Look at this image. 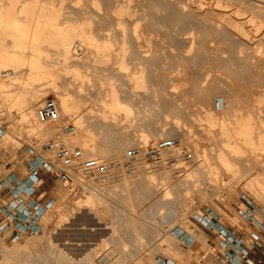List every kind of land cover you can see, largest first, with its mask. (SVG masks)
Segmentation results:
<instances>
[{
  "label": "rangeland",
  "instance_id": "rangeland-1",
  "mask_svg": "<svg viewBox=\"0 0 264 264\" xmlns=\"http://www.w3.org/2000/svg\"><path fill=\"white\" fill-rule=\"evenodd\" d=\"M5 1L6 0H0V3L2 2V4L5 5L7 4L8 0L6 1V3ZM24 1L22 2L24 3ZM26 1L28 2V0ZM26 1L25 3H27ZM56 1L58 4L56 3ZM65 1L66 0H54L55 3H53V0H43L41 3L42 5H44L43 3H46L47 6L49 5V3L53 5L55 4V7H59H56V9L57 11L60 10V15H62V12L66 11L65 14L61 16L62 18L59 17L61 19V22L69 21L70 23L67 22L68 24L79 25V23L82 24V22L84 23V21H86V24H92H89V28L87 27V29L85 30L94 36L93 38L95 39L97 44L102 43V41L104 40L108 42L110 48L106 52L96 51L93 49L86 50L84 47L76 43V46L79 47L82 51V54L79 56V58L83 56L81 57V59L83 60L80 61H89L91 64L86 62L87 65L84 68L83 66H85V64H82L83 62L81 63V66L79 65L80 61L71 60L75 62L74 67L79 65L77 67V70L79 69L78 75H80V77L82 78H80L79 76L76 77L74 74H72L70 68H67L69 69V71L67 70V72L64 71L65 69H63V66L61 65L52 68V72L54 74L57 73L58 75L57 84L59 85H57V90L55 91H53L52 89L50 90V88L52 87L48 88L49 85L47 84L43 86L40 83H38L39 85L33 83V89L37 90L38 88H42L40 90H43L45 93H43L44 98L42 99L37 111L46 99H52L58 105L56 101L58 93L61 94L62 92L63 94L64 91L65 94H68L71 91L69 95L73 96V98L76 99L79 105L78 107L81 110L78 111H80L81 117L84 121V125L89 126L96 132V152L99 154H104V157H102V161L120 159L127 149L134 146H143L144 148L151 146L155 142L160 140L158 138H154L158 135L165 136L164 139L176 138L179 140V145L176 148L172 149L174 151L170 150L162 154L161 158L164 157L167 160V163H165V165L163 162L159 165L150 161L143 160L141 165H144L145 163L146 165H149L148 169H146L145 171L144 169H138V166H136L135 174L133 176L123 177L121 179L119 178V180L115 184H111L109 182L106 185L100 184L99 186H91V188L86 190L88 192L90 191L91 193H93L92 195H94L90 197L89 203L81 201L73 202L74 199L78 200L81 198L80 195L82 194V192L79 194H75L74 192H72L68 196V205L65 208V217L62 222H60L57 226H52V224H47L49 220H44L45 233L43 232V234H40L41 236L38 235L39 237L34 236L35 238H25L23 241H20L19 245H21V251H24L26 248H28L26 249L27 251L25 250V252H23L25 255H27L25 257V255L23 256L21 252V260H18L14 263L79 264L81 263V259H84L86 264H98V262L102 264H147L148 262L150 264H154V260L156 257L169 258L163 255L158 250V244L161 238L165 239L173 247V249L179 253L181 258L189 256L190 253L195 256L194 253L196 252L199 257L196 256V260H192L191 264H218L215 261V243L212 242V238L206 230L207 227L200 220L201 207H210L220 217L224 225H227V227L233 228L240 233H245L250 227L237 216L238 209H242V206L238 202L239 194L245 193L252 206L254 208H257V210L263 214L264 202L255 199L250 193H248V191L244 187L246 183L245 179L247 177H255V170L244 173V171H247L248 168L239 161L236 163H230V166L226 169H223L220 163V166L217 164V160L215 158L216 156L213 154H216V152L220 151L225 152L226 154L227 149L223 151L224 149L222 147V149L220 150L222 142L218 140L217 136L215 139L214 136L216 134L205 133L206 131L204 130L208 129V126L205 127L206 123L204 120V115L208 112L207 110H211L210 115L212 117V123L215 124V129L219 128L218 125H220L221 123L228 127L237 129L239 126H242L244 124L243 120L249 119L251 124L253 142L257 144V135L264 137V65H262L264 64V5L259 3L258 6H260V4L262 6L258 7L256 6L257 2L255 3L254 1V3H251V1L253 2V0H233L234 2H232V0H193L192 3L195 5H191L190 2L187 3L188 0H117L119 2H117L116 0H92V2L91 0H79L78 2L76 0ZM86 1H89L90 3ZM96 1H98V3H96ZM215 1L216 3L217 1L218 3L221 2L224 7L226 6L225 9L227 10L228 8L227 13H230V15L232 14L234 16L239 12V14L241 15V21L240 18H238V15L234 17L231 16L229 18V21H231V23L228 20L226 21V23L228 22L234 25L236 22L238 23L240 21V23H242L243 30L247 33V38L249 37V39L243 38L242 35L241 37L238 36L239 33L236 34V30L234 29L233 31L230 24H228V26L225 23H222L218 26V24H215V22H212L210 19V21L207 20L209 18L207 10L214 7ZM239 1L244 5H242V3H239ZM259 1L264 2V0ZM19 2L21 3V0ZM114 2L116 3L114 4ZM199 2L202 4V6L204 5L205 7H203L204 9L202 8L203 18L201 16H197L196 12L194 13V10L196 9ZM124 4L126 7L124 6ZM207 4H210V7H208ZM96 5H98L100 8ZM109 6H111L112 8L115 6V9H112ZM103 7L106 9V11H104L105 9H103ZM224 7H222L221 9H224ZM255 7L261 9L259 10L257 8V11ZM95 8L98 13H96V11L94 10ZM98 8L100 10V13ZM109 8L112 10V13L114 11H118L119 9H124V11H122L123 15H121L122 13L120 14L121 16L116 15L114 14L115 12L113 14H111L110 12L109 14V11H111ZM246 8H248V10ZM75 10L76 12H78L79 10L78 15ZM235 10L237 11L236 13ZM125 11H127V13H125ZM219 11V9L215 10L214 19L216 16H220ZM254 11L256 12L254 13ZM71 12L75 13L73 16L76 19L71 16L73 14ZM87 12H93V14H88ZM105 12L108 14V17H106L107 14ZM257 12L260 13L256 15ZM242 13L243 15H245V17L242 15ZM99 14H102V16H99ZM126 14L127 16L129 15V20ZM204 15L207 16V18ZM117 16L118 18H116ZM84 17V21L83 19H79ZM249 17H252L251 19L255 20L258 19L257 21H259L260 24V26L258 25V29H256V23H258L257 21H254V26L252 23V25L250 23L248 24ZM201 19L203 20L201 21ZM115 20H118L117 22L119 25L117 24V22H115ZM216 20H218V17ZM110 23H113L114 26ZM99 25L101 27V31L104 29L102 32L98 31L100 29ZM117 25L119 26V29ZM135 25H138V27ZM96 26H98L99 29L96 28ZM208 26L210 27L209 29ZM248 27L250 30L248 29ZM140 30L142 31L140 32L141 34L139 33ZM187 32H190L193 35H188ZM225 32L227 33V35ZM143 33H145L146 35H142ZM213 33H215V36ZM229 34L235 35V37L232 35L230 36ZM144 36L146 37L144 38ZM189 36H191V38H189ZM221 36L223 37L222 40ZM216 38L218 39V41ZM228 38L229 40H227ZM237 39L239 40L237 41ZM147 40L149 43H147ZM191 41L194 43H192ZM145 42L148 46H145ZM225 42L228 43L225 44ZM210 44H213L211 45L212 47L210 46ZM220 44H222L223 47ZM46 46L44 47L48 48V46ZM188 46L189 49L187 51ZM214 47L217 50H215ZM241 47L244 49L242 50ZM210 48L213 49L210 50ZM50 49L51 50L49 51H51L52 53H49L48 49H45L48 52H42L44 56H46V54L48 53L47 58H50L53 55V52H55V50L53 51L51 47ZM184 50H186L188 53ZM193 50L194 52H192ZM258 50L260 52H258ZM50 54L52 55L50 56ZM103 55L109 56V62H107L106 65L102 64ZM54 56L58 57V55L56 54ZM54 56H52L51 58L56 59V57L54 58ZM121 58H124L123 62L126 66V72H118L117 70V66L119 64L118 62H120ZM189 58L192 59L190 60ZM181 59L183 61L184 59L187 60L183 62ZM137 60L141 61L139 62ZM189 61H193L191 63L193 66L189 64ZM182 62L184 65L182 64ZM185 63H188L191 66ZM108 64L109 67L105 68L108 66ZM156 64H158L160 67H158V65ZM171 64L174 66H171ZM175 64L177 67L178 64H180L179 67L182 65L181 69L189 66L186 69L184 68L188 73H185L187 74L185 76H188L189 72L193 70L192 72H194V76L192 75V72H190V77H200L196 80H194V78L192 77L193 79L191 78L192 80L190 81V78L188 76L189 80H186L184 82L182 81L185 85L187 83H190L187 84V86H184V84L178 80L173 81L172 83L170 82L172 85H174L175 83L176 88L179 87L178 89H180V91H177L178 93L172 90L175 95L181 94L182 96H187H185V98L183 97L184 99L180 102H171L168 106L164 101L165 95L167 94L166 91L168 90L167 88L169 87H165V89L164 86L167 84L168 86L170 85L169 81L166 82V84L165 81H167V79L169 80V78H174L171 75L177 76V72L180 68L177 70V72H175ZM69 65L71 66V64ZM140 65L141 67H138ZM256 66L258 68H260V66L261 68H263L257 69ZM190 67H193V69ZM166 68L167 71H165ZM188 68H190V70H188ZM169 69L172 71L170 73V77L168 78V72H170ZM198 69H203L201 70V74L203 72L206 73H204L202 76L200 72H197ZM153 70H155L156 72ZM160 70L162 72L165 71V76H156L155 74V77H165V80L162 79L165 84H163L164 86H158L157 82H153L155 78L154 73H162L160 72ZM183 72L186 71L183 70ZM259 72L263 75L261 74L260 76ZM4 74L6 73H3V75ZM196 74L198 75L195 76ZM178 76L177 77L179 78V80H181L180 75ZM74 77L78 79L76 80V78ZM130 77H141L142 84H144L142 85L143 87L131 90L130 86H132V83L130 84ZM73 79L75 80L73 81ZM155 79L157 81V78ZM200 80H202V83ZM127 81L129 82L127 83ZM179 83H182L181 87L183 88H180V85L177 86V84ZM70 85L72 87H70ZM111 89H115L120 95L131 93L130 95L133 96L132 103H130L132 106L129 107L130 114L126 117L120 114L116 125L112 123V119L103 120V116L100 115L102 111H104V103L107 100L105 94ZM122 91H124L125 93H122ZM171 93L172 92H170V95ZM175 95L172 97H176ZM217 98L222 99V111L226 113L225 115H220L221 111L219 112V110L215 109L214 102ZM61 118L62 116L60 115V119ZM62 122H64V124L68 123L66 121ZM238 123L241 124L239 125ZM68 124L73 126L71 123ZM44 125L46 129H52L55 134L52 137L47 138L45 141L42 140L43 142H36L32 138L27 139L26 134L23 133V131H19L17 134H15L16 141L12 146L7 145L6 143H4L6 141L1 140L0 148L3 149V158L5 159V164H8L9 167L12 168L17 169V166H19V168L22 167L23 169L24 166L21 165V161L26 157L24 154V148H26L27 146H30L40 152L41 147H43V145L49 141H55L58 139L62 140L64 138L68 140L66 136L63 137L64 135L61 136V134H59L60 128L58 125H50V123H45ZM52 125L58 128L55 129L56 127H53ZM0 127L3 128L5 134H8L9 124L4 119V117L0 118ZM58 129L59 132H57ZM143 135L147 136L146 140L149 141L148 143H146V145L145 141L140 138ZM202 135H204V137ZM208 136L209 138H207ZM214 140L218 142H215ZM201 141L203 142V144L201 143ZM199 145H204L205 150L207 147H209V149L207 148V150H210L211 153L210 151L207 152V150L205 151V153L207 154L210 162H215L213 163V165H215V169H220L216 182L212 181V178L208 177L207 174H205L203 171H199L197 169V164L199 163H197L198 160L196 157L197 155L195 147ZM72 147L80 148L78 146ZM213 149H217L218 151L216 150L215 152V150ZM80 150L82 151L81 148ZM248 150L250 149L248 148ZM181 151L189 154L190 158H183ZM173 152L176 153L175 155L178 154V156H175ZM245 154L246 156L249 155L248 152ZM228 155L229 154L227 153L225 157H227ZM213 156H215V159L211 161ZM229 158L227 157V159ZM0 170L3 174H5V169L3 168V166H1ZM160 170H167L166 173H168L169 177H167V174H165V172L164 174L162 171L160 172ZM177 170L179 172H177ZM155 171L160 175L162 173L161 177L164 175L163 180L165 179V176L167 177L166 179L170 178V184L176 182L178 183V185L175 187L169 185L171 186L169 187L171 195L166 200H162L160 198L161 193L160 191H157L158 186L156 188L154 187V185H152L151 187H147L145 185V181L147 182V175L152 173L155 176ZM174 172L177 173L175 174ZM242 173H244L245 175ZM178 174L182 176L178 177ZM220 174L221 177L219 176ZM242 175L244 177L246 175L248 176L243 179ZM158 177L156 176L157 179L160 178ZM160 179L161 181H163L162 178ZM112 185L114 186L111 187ZM228 185H231L230 187H232L233 189H235L234 191H236L235 196L233 195L234 197H232L233 199H226L225 197L224 192ZM66 189L67 187H62L57 184L43 188L42 192L49 193V191H51L50 193L53 197H55L57 205H60L61 200L58 198V193H61ZM147 190H150V192H148ZM217 201H224L226 207L229 208L231 215L222 216L220 213H218L214 206L215 202ZM170 214L174 216V220L172 221V223H170L169 226H164L163 223H165L167 219L169 220V217L171 218ZM260 221L264 223V215ZM185 226H188V228L192 229L194 234L201 233L202 235H204V245L206 246H200V243L196 241L193 246H195L197 250L195 252H191L190 248L181 246L180 244L175 242L172 237L169 236V231L172 230V228L179 227L182 228V230H185ZM164 233L165 236H163ZM36 237L38 238L36 239ZM28 239H32V241L28 242ZM32 242H34L35 244H33ZM1 243L7 249H11L13 246V244L11 243H4L0 240V244ZM31 243L33 246L30 245ZM27 244L28 246H26ZM209 246H211L214 250L213 254H210L209 250L207 249ZM24 247L26 248L24 249ZM23 257H25L26 259H24ZM143 260H146L148 262L146 263V261L144 262ZM172 261L174 264H186L181 260Z\"/></svg>",
  "mask_w": 264,
  "mask_h": 264
},
{
  "label": "bare ground",
  "instance_id": "bare-ground-1",
  "mask_svg": "<svg viewBox=\"0 0 264 264\" xmlns=\"http://www.w3.org/2000/svg\"><path fill=\"white\" fill-rule=\"evenodd\" d=\"M2 1V0H1ZM7 1V0H6ZM5 1V3H6ZM20 0H8L7 4H2V2L0 3V118L1 117H4V119L8 122L9 124V128H8V134H3L1 140H4L6 142L7 145H14L15 143V134H17L19 131H23V133L26 134V138L27 139H34L36 142L38 141H45L47 138L49 137H52L55 132L52 130V129H46L44 126V121H42L40 118H39V115H38V107L42 101V99L44 98V91L43 90H40L42 88H38L37 90L33 89L32 87H34L33 83H40L42 84L43 86L44 85H49V87H52L50 88V90L52 89L53 91L57 90V80H58V75L57 73H53L52 72V68L54 67H57V66H63V69H65L64 71L67 72V70L69 71V69L67 68H70V71L72 72V74H74L76 77H80L79 72L77 70V67L79 65H81V63L83 61H80V60H83L81 59V56L79 58V55L76 54V50H74V47L76 46V43H78L80 46L84 47L86 50H96V51H101V52H106L109 50L110 46L108 44L107 41H102V43L100 44H97L95 39L93 38L94 36L91 35L88 31H86L85 29H87V27L89 28V24L88 21L86 24V21H84L85 17L84 18H79V19H83L84 23L82 22V24L79 23V25H75V24H68L67 22H61L60 18L63 14H65V12H62V15H60V10L57 11L56 7L53 5V4H50L47 6L46 3H43L44 5H42V1L40 2L39 0H28L27 3H25L24 0H21V3L19 2ZM24 1V3L22 2ZM60 1V0H59ZM67 1V0H66ZM65 1V2H66ZM77 2L79 0H76ZM90 1V0H89ZM89 1H86V2H89ZM95 1V0H94ZM114 1V0H113ZM112 1V2H113ZM117 1V0H116ZM187 1V0H186ZM193 0H188V2L191 3V5H195L192 3ZM201 1V0H200ZM212 1V0H210ZM220 1V0H219ZM225 1V0H224ZM230 1V0H229ZM238 1V0H237ZM240 1H243V0H240ZM239 3H242L240 2ZM251 1V0H250ZM255 3L257 2V5H259V3H261L262 5H264V2L263 1H257V0H253V2L251 1V3ZM51 2V1H50ZM92 2V0H91ZM110 2V1H109ZM119 2V1H117ZM232 2H234L232 0ZM231 2V3H232ZM20 3V4H19ZM52 3V2H51ZM53 3L54 0H53ZM57 3V1H56ZM64 3V1H63ZM90 3V2H89ZM96 3H98V1H96ZM116 2H114L115 4ZM186 3V4H187ZM195 3V1H194ZM210 3V2H209ZM225 3V2H224ZM229 3V2H228ZM236 3V1H235ZM234 3V4H235ZM20 6H19V5ZM23 4V5H21ZM58 4V3H57ZM61 4V3H60ZM76 4V3H75ZM86 4V3H85ZM92 4V3H91ZM104 4V3H103ZM107 4V3H106ZM120 4V3H119ZM214 7L211 8V9H208L207 7V11H208V14L207 16L209 17L207 20L208 21H212V22H215V24H230L231 21H229L230 17L233 16L232 14L230 15V13H227V10L225 9V7L221 4V2L214 3ZM221 4V5H220ZM226 4V3H225ZM248 4V3H247ZM260 4V6H262ZM78 5V4H77ZM94 5V4H93ZM121 5V4H120ZM119 5V7H120ZM188 5V4H187ZM208 7H210V4H207ZM229 5V4H228ZM227 5V6H228ZM242 5H244L242 3ZM255 5V4H254ZM60 6V5H59ZM76 6V5H75ZM86 6V5H85ZM98 6V5H96ZM94 6V7H96ZM100 6V4H99ZM98 6V7H99ZM106 6V5H105ZM125 6V4H124ZM206 6V5H205ZM224 7V9H221L222 7ZM238 6V5H237ZM240 6V5H239ZM258 6V7H260ZM55 7V8H54ZM69 7V6H68ZM88 7V6H87ZM93 7V8H94ZM108 7V6H107ZM111 7V6H109ZM115 7V6H114ZM113 7V8H114ZM122 7V6H121ZM126 7V6H125ZM130 7V6H129ZM187 7V6H186ZM204 5L202 6V4L199 2L196 9L194 10V13L196 12V15L197 16H201L202 17V10L205 8H203ZM229 7V6H228ZM234 7V6H233ZM250 7V6H249ZM257 7V8H258ZM59 8V7H57ZM65 8V7H64ZM74 8V7H73ZM77 8V7H76ZM86 8V7H85ZM100 8V7H99ZM98 8V10H99ZM112 8V7H111ZM112 8V9H113ZM123 8V7H122ZM185 8V7H184ZM203 8V9H202ZM238 8V7H237ZM236 8V9H237ZM256 8V7H255ZM256 8V10H257ZM69 9V8H68ZM84 9V8H83ZM90 9V8H89ZM87 9V10H89ZM92 9V8H91ZM103 9H105L103 7ZM110 9V8H109ZM115 9V8H114ZM127 9V8H126ZM220 10L219 13H220V16H216L215 19H214V16H215V10ZM232 9V8H230ZM248 10V8H246ZM253 9V8H252ZM259 10L261 8H258ZM63 10V9H62ZM61 10V11H62ZM80 10V9H79ZM78 10V12H79ZM82 10V9H81ZM96 11V8L94 9ZM93 10V11H94ZM102 10V9H101ZM111 10V9H110ZM234 10V9H233ZM241 10V9H240ZM70 11V10H68ZM83 11V10H82ZM81 11V12H82ZM103 11V10H102ZM106 11V9L104 10ZM109 11V10H108ZM122 11H124V9H119L118 11H114L113 13L116 14V15H120L122 13ZM206 11V12H207ZM239 11V10H238ZM253 11V10H252ZM258 11V10H257ZM74 12V11H73ZM71 12V13H73ZM76 12V10H75ZM78 12L77 15H78ZM80 12V13H81ZM84 12V11H83ZM113 14L112 13V10L109 11V14ZM237 11L235 10V13ZM244 12V10H243ZM256 11H254L255 13ZM85 13V12H84ZM88 13V12H87ZM93 14V12H91ZM90 12L88 14H91ZM96 13H98V11H96ZM99 13H100V10H99ZM106 13V12H105ZM125 13H127V11H125ZM124 13V14H125ZM218 13V12H217ZM216 13V14H217ZM234 13V12H233ZM234 13V14H235ZM260 13V12H257L256 15ZM75 13H73L71 16H73ZM107 14V13H106ZM129 14V13H128ZM76 15V17H77ZM87 15V14H86ZM123 15V13L121 14ZM120 15V16H121ZM131 15V13H130ZM218 15V14H217ZM238 18H240V21H241V15L238 13H236V15L234 16H238ZM243 15V13H242ZM69 16V15H68ZM84 16V15H83ZM99 16H102V14ZM115 16V15H113ZM127 16V14H126ZM134 16V15H133ZM205 16V15H204ZM207 16H205L207 18ZM233 16V17H234ZM245 17V15H243ZM260 16V15H258ZM67 17V16H66ZM79 17V16H78ZM81 17V16H80ZM105 17V16H104ZM108 17V14L107 16ZM125 17V16H124ZM204 17V18H205ZM218 17V20H216ZM62 18V17H61ZM69 18V17H68ZM72 18V17H70ZM74 18V16H73ZM96 18V17H95ZM101 18V17H100ZM118 18V16L116 17ZM121 18V17H119ZM128 20L130 19L129 18V15L127 16ZM203 18V17H202ZM252 18V17H251ZM249 17V20H248V24L252 23L253 26H254V23L258 20H255V19H251ZM255 18V17H254ZM64 19V18H63ZM76 19V18H74ZM89 19V18H88ZM94 19V18H93ZM113 19V18H111ZM110 19V20H111ZM198 19V17H197ZM210 19V20H209ZM214 19V20H213ZM226 19V20H225ZM67 20H71V19H67ZM109 20V19H108ZM126 20V19H125ZM203 19H201L202 21ZM229 21L230 23H226V21ZM65 21V20H64ZM74 21V20H73ZM91 21V20H90ZM89 21V22H90ZM118 21V20H117ZM115 20V22H117ZM240 21L237 23H235L234 25L230 24V26L232 27V30L234 31V29L236 30V34L239 33L238 36L241 37V35L243 36V38H247V33L243 30V26H242V23H240ZM247 21V20H245ZM255 21V22H254ZM75 22V21H74ZM73 22V23H74ZM78 22V21H77ZM76 22V23H77ZM112 22V21H111ZM122 22V21H121ZM119 22V23H121ZM140 22V21H139ZM233 22V21H232ZM258 23L257 24V28L260 26L259 24V21H257ZM70 23V22H69ZM72 23V21H71ZM99 23V22H98ZM205 23V22H204ZM208 23V22H207ZM261 23V22H260ZM94 24V23H93ZM96 24V23H95ZM102 24V23H101ZM111 24V23H110ZM118 24V22H117ZM209 24V23H208ZM214 24V23H213ZM251 24V25H252ZM262 24V23H261ZM92 25V24H90ZM113 25V23L111 24ZM119 25V24H118ZM117 25V26H118ZM140 25V24H139ZM225 25V26H226ZM247 25V24H246ZM259 25V26H258ZM114 26V25H113ZM138 27V25H135ZM211 26V25H210ZM213 26V25H212ZM223 26V25H222ZM229 26V25H228ZM100 27V25H99ZM190 27V26H189ZM217 27V25H216ZM230 27V28H231ZM96 28H98V26H96ZM210 27L208 26V29ZM219 28V27H218ZM221 28V27H220ZM227 28V27H226ZM229 28V27H228ZM99 29V28H98ZM118 29H119V26H118ZM207 29V28H206ZM224 29V27H223ZM249 29V27H248ZM253 29V27H252ZM255 29V30H256ZM104 30V29H103ZM102 30V31H103ZM144 30V28H143ZM250 30V29H249ZM98 31H101V27ZM101 31V32H102ZM106 31V30H105ZM123 31V30H122ZM136 31V30H135ZM216 31V30H215ZM213 31V32H215ZM219 31V29H218ZM217 31V32H218ZM247 31V30H246ZM100 32V33H101ZM142 32L141 30L139 31V33ZM222 32V31H220ZM251 32V31H250ZM258 32V31H257ZM106 33V32H105ZM188 33V32H187ZM226 33V32H225ZM224 33V34H225ZM230 33V32H229ZM249 33V32H248ZM255 33V32H254ZM108 34V33H107ZM141 34V33H140ZM145 33H143L142 35H144ZM191 34L190 32L188 33V35ZM214 36H215V33H213ZM257 34V33H256ZM137 35V34H136ZM146 35V34H145ZM193 34H191L192 36ZM195 35V34H194ZM218 35V34H217ZM221 35V34H220ZM219 35V36H220ZM227 35V33H226ZM230 36L232 34H229ZM105 36V34H104ZM109 36V35H108ZM135 36V35H134ZM141 36V35H140ZM139 36V37H140ZM150 36V35H149ZM187 36V34H186ZM191 36H189V38H191ZM218 36V37H219ZM224 36V35H223ZM235 37V35H232ZM236 36V37H238ZM146 36H144L145 38ZM222 37V36H221ZM142 38V37H141ZM143 38V39H144ZM140 39V38H138ZM151 39V38H149ZM196 39V38H195ZM217 39V38H216ZM223 39V37L221 38V40ZM226 39V38H225ZM233 39V37H232ZM249 39V37L247 38ZM253 39V38H252ZM146 40V39H145ZM144 40V41H145ZM193 40V39H192ZM220 40V39H219ZM229 40V38L227 39ZM239 39H237L238 41ZM257 40V39H256ZM136 41V40H135ZM143 41V40H141ZM152 41V40H150ZM189 41V40H188ZM194 41V40H193ZM210 41V40H209ZM218 41V39H217ZM247 41V40H246ZM140 42V41H139ZM192 42V41H191ZM214 42V41H213ZM222 42V41H221ZM231 42V41H230ZM144 43V42H143ZM147 43L148 40H147ZM151 43V42H150ZM189 43V42H188ZM187 43V44H188ZM194 43V42H192ZM212 43V42H211ZM218 43V42H217ZM224 43V42H223ZM228 43V42H225V44ZM232 43V42H231ZM146 44V42H145ZM144 44V45H145ZM242 44V43H240ZM251 44V43H250ZM48 46V48H45L44 46ZM143 45V46H144ZM190 45V44H189ZM192 45V44H191ZM213 45V44H210V46ZM219 45V44H217ZM216 45V46H217ZM222 46V44H220ZM229 45V44H227ZM246 45V44H245ZM46 46V47H47ZM140 46V45H139ZM145 46H148L147 44ZM151 46V44H150ZM185 46V45H184ZM194 46V44H193ZM208 46V45H206ZM219 46V47H221ZM225 46V45H224ZM44 47V49H43ZM50 47L52 48V50L55 52H53V55L50 54V56H54L55 54L58 55V57L54 56V58L56 57V59H53V58H47V54L46 56H44V54L42 52H48L50 49ZM212 47V46H211ZM223 47V46H222ZM143 48V47H141ZM184 48V47H183ZM194 48V47H193ZM218 48V47H217ZM225 48V47H224ZM242 48V47H241ZM239 48V49H241ZM254 48V47H253ZM48 49V51L46 50ZM189 49V46L187 48V51ZM191 49V47H190ZM213 49V48H210V50ZM215 50H217L215 47H214ZM238 49V50H239ZM244 48H242L243 50ZM256 49V48H255ZM45 50V51H43ZM209 50V49H208ZM253 50V49H252ZM186 51V50H184ZM183 51V52H184ZM186 51V52H187ZM219 51V50H218ZM51 51H49L50 53ZM82 52V51H81ZM194 52V50L192 51ZM210 52V51H209ZM213 52V50H212ZM216 52V51H214ZM254 52V51H253ZM258 52H260L258 50ZM52 53V52H51ZM185 53V52H184ZM183 53V55H184ZM188 53V52H187ZM211 53V52H210ZM240 53V52H239ZM43 54V55H42ZM192 54V53H191ZM254 54V53H252ZM194 55V54H193ZM256 55V54H255ZM123 57V55H122ZM190 57V56H189ZM143 58V57H142ZM182 58V57H181ZM185 58V57H184ZM53 59V60H52ZM109 59V56L108 55H103L102 57V64H107V62ZM124 59V58H123ZM123 59L121 58L120 59V62H118V66H117V70L118 72H124L126 69H125V63L123 62ZM136 59V58H135ZM190 59V58H189ZM192 59V58H191ZM190 59V60H191ZM71 60H77V61H80L79 65L74 67V64L75 62L71 61ZM86 60V59H85ZM177 60V59H176ZM182 60V59H181ZM187 60V59H184V61ZM260 60V58H259ZM258 60V61H259ZM76 61V62H77ZM119 61V60H118ZM139 61V60H137ZM135 61V62H137ZM141 61V60H140ZM139 61V62H140ZM167 61V60H166ZM183 61V60H182ZM183 61V62H184ZM209 61V60H208ZM254 61V60H253ZM72 62V63H71ZM85 62V61H84ZM82 63V64H85V66H83L84 68L86 67L87 63H90L89 61H86L85 63ZM92 62V61H91ZM96 62V61H94ZM134 62V61H133ZM181 62V61H180ZM182 62V64H183ZM187 62V61H186ZM190 62V61H189ZM193 62V61H192ZM192 62H190L189 64H191ZM257 62V61H255ZM262 62V61H260ZM78 63V62H77ZM178 63V62H176ZM71 64V66L69 65ZM91 64V63H90ZM110 64V63H109ZM109 64L107 67L105 68H108L109 67ZM142 64V63H140ZM150 64V63H149ZM155 64V63H154ZM153 64V65H154ZM167 64V62H166ZM174 64V63H173ZM181 64V63H180ZM178 64V67H174L176 68V70H174L175 72H177V76L180 75V79L179 80V76H173L171 75V71L169 69L170 72L169 73V76H167L168 78L170 77V75L174 78H169V80L167 79V81H165V84L166 82L169 81V86L168 84L165 85L163 80L165 77L161 78V77H155V74L156 76H163L165 74V71H167V68L164 72H162L160 70V72L162 73H154V77L157 78V81L156 79L154 78V81L153 82H157L158 83V86H164V88L166 87H169L167 88L169 90V93H168V90L166 91V95H165V103L169 106V104L173 101H176L177 102H180L181 100H183L185 98V96L187 95H181V94H177L175 95L174 91H180V89H178L179 87L176 88L175 86V83L174 85H172L171 83L173 81H180V82H184L186 80H189L190 78V81L194 78V72H192V77H190V72H189V78L188 76H185L187 75V70H185L187 67L191 66L189 65L188 63H185V64H188L189 66L187 67H184L183 69H181L182 65L179 67ZM252 64V63H251ZM258 64V63H257ZM260 64V63H259ZM262 64V63H261ZM139 65V64H138ZM158 65V64H156ZM184 65V64H183ZM206 65V64H205ZM204 65V66H205ZM264 65V64H262ZM67 66H70V67H67ZM82 66V65H81ZM137 66V65H136ZM143 66V65H142ZM148 66V65H147ZM152 66V65H151ZM170 66V65H169ZM171 66H174L171 64ZM193 66V65H192ZM198 66V65H197ZM196 66V67H197ZM255 66V65H254ZM82 67V68H83ZM138 67H141L138 66ZM158 67H160L158 65ZM163 67V66H162ZM164 67H165V64H164ZM257 67V66H256ZM254 67V68H256ZM72 68V69H71ZM81 68V67H80ZM170 68V67H169ZM193 69V67H190ZM190 68H188V70H190ZM198 68V67H197ZM200 68V67H199ZM205 68V67H204ZM203 68V69H204ZM209 68V66H208ZM251 68V67H250ZM261 68V66H260ZM257 67V69H260ZM263 68V67H262ZM261 68V69H262ZM159 69H162V68H159ZM201 69V70H203ZM104 70V69H103ZM108 70V69H107ZM186 71V72H183ZM196 70V68H195ZM199 70V69H198ZM197 72H200L201 74V70H199ZM208 70V69H206ZM155 71V70H153ZM159 71V70H158ZM210 71V70H208ZM261 71V70H260ZM78 72V73H77ZM126 72V71H125ZM156 72V71H155ZM3 73H6L3 75ZM187 73V74H185ZM206 73V72H203L201 75L203 76V74ZM209 73V72H208ZM260 73V72H259ZM77 74V75H76ZM126 74V73H125ZM134 74V73H133ZM167 74V73H166ZM174 74V73H173ZM199 74V75H200ZM213 74V73H212ZM262 73H260V76H261ZM73 75V76H74ZM198 74H196L195 76H197ZM206 75V74H205ZM204 75V76H205ZM259 75V74H258ZM263 75V74H262ZM7 76V77H6ZM165 76V75H164ZM182 76V78H181ZM5 77V79H4ZM74 77V78H76ZM200 77V76H199ZM197 77V78H199ZM82 78V77H80ZM79 78V80H80ZM188 78V79H187ZM192 78V79H191ZM197 78H194V80H196ZM204 78V77H203ZM262 78V77H261ZM78 78H76L77 80ZM183 79V80H182ZM201 79V78H200ZM207 79V78H206ZM209 79V77H208ZM72 80V79H71ZM75 79H73L74 81ZM83 80V79H82ZM81 80V81H82ZM153 80V78H152ZM165 80V79H164ZM205 80V79H204ZM72 81V82H73ZM129 81H130V84L132 83V86H130L131 90H134V89H139V88H142L144 84H142V81H141V77H130L129 78ZM127 81V83L129 82ZM132 81V82H131ZM177 81V82H178ZM190 81H187V82H190ZM201 83H202V80H200ZM208 81V80H207ZM217 81V80H216ZM44 84H43V83ZM171 82V83H170ZM176 82V83H177ZM182 82V83H183ZM185 82V83H187ZM59 83V82H58ZM69 83V82H68ZM71 83V81H70ZM74 83V82H73ZM121 83V81H120ZM182 83H179L177 84V86L180 85V88H183L181 87L182 86ZM241 83V82H240ZM75 84V83H74ZM78 84V83H77ZM156 84V83H155ZM164 84V85H163ZM184 84V83H183ZM187 84H190V83H187ZM187 84L184 86H187ZM192 84V82H191ZM205 84V83H204ZM39 85V84H38ZM68 85V84H67ZM76 85V84H75ZM119 85V84H118ZM122 85V84H121ZM124 85V84H123ZM126 85V84H125ZM157 85V84H156ZM239 85V83H238ZM27 86V87H26ZM41 86V85H40ZM78 86V85H77ZM128 86V84H127ZM175 86V87H174ZM197 86V85H196ZM37 87V86H36ZM35 87V88H36ZM70 87H72L70 85ZM68 88V87H67ZM165 88V89H166ZM241 88V87H240ZM59 89V88H58ZM171 89V91H170ZM121 90V89H120ZM125 91V90H124ZM122 91V93L124 92ZM182 91V90H181ZM184 91V90H183ZM61 92V91H60ZM66 92V91H65ZM71 92V91H70ZM69 92V93H70ZM170 92L172 96H176V97H172L170 95ZM200 92V91H199ZM57 93V91H56ZM54 93V94H56ZM68 93V92H67ZM68 94H65L64 91H63V94L61 92V94L58 93L57 95V103H58V108H59V112H60V115L62 116L61 118V121H66L68 123H71L73 126V132L70 133V134H67V135H64L63 137H67V139H62V141H64V144L66 146H69V147H72V146H78L82 149V151L85 153V156H88V157H91L93 159H96V160H100L102 161V157H104V154H99L96 152V143H95V140H96V132L91 129L89 126H85L84 125V121L81 117V114H80V108L78 107V103L76 101L75 98H73V96H70ZM121 93V92H120ZM125 93V92H124ZM130 93V92H129ZM160 93V92H159ZM178 93V92H177ZM180 93V92H179ZM45 94V93H44ZM52 94V93H51ZM131 94V93H130ZM130 94H124V95H120L118 93V91H116L115 89H111L110 91H108L105 96L107 97V100L106 102L104 103V111H102V113L100 115L103 116V120H108V119H112V123L114 125H116L118 119H119V116L120 114L124 115L125 117L128 116L130 114V109L129 107H131L132 105L130 103H132V100H133V96H131ZM53 95V94H52ZM72 95V94H71ZM182 97H181V96ZM46 96V95H45ZM54 96V95H53ZM136 97V96H135ZM184 97V98H183ZM175 98V99H174ZM208 100V99H207ZM205 102V101H203ZM137 103V102H136ZM215 103V102H214ZM206 104V103H205ZM208 104V103H207ZM42 105V104H41ZM223 105V104H222ZM207 106V105H206ZM84 107V106H83ZM82 109V108H81ZM216 109V108H215ZM80 110V111H78ZM208 111V112H207ZM204 115V120H205V127H207L208 129L204 130L206 131L205 133L207 134H216L214 137L216 139V136L218 138V140L220 142H222L220 145V150L222 149L223 147V151H225L227 149V153L229 154L227 157L229 159H227V157H225L227 155V153L225 154V152H216L217 149H213L215 150L216 154H213L215 156L212 157V160L216 158L217 160V164L219 165V163L222 165L221 167H223V169H226L227 167L230 166V163H236V162H241L243 165H245V167L248 168L247 171H244V173L248 172V171H253L255 170L256 171V175L254 174L255 177H247L248 175H246L245 177L243 176V179H245V189L248 191V193H250L255 199H258L262 202H264V137L260 136V135H257V144H255L253 142V136H252V130H251V124H250V120L249 119H245L243 120L244 124L242 126H239L237 129L233 128V127H228L226 125H224L223 123H221L219 126V128L215 129L214 128V123H212V117L210 115V112L211 110H207ZM221 111V112H220ZM220 115H225L226 113L222 111V108L220 110ZM218 113V112H217ZM104 114H107V115H104ZM219 114V113H218ZM63 119V120H62ZM64 124V122H63ZM62 124V125H63ZM239 125L241 123H238ZM51 125V124H50ZM46 126H49V125H46ZM53 126V125H52ZM53 127H56V126H53ZM58 127H56L55 129H57ZM214 128V129H212ZM202 131V130H201ZM59 132V129L58 131ZM203 133V132H202ZM60 134V133H59ZM205 135V134H204ZM204 135H202L204 137ZM62 136V135H61ZM155 136V135H154ZM153 136V137H154ZM211 136V135H209ZM209 136L207 138H209ZM62 137V138H63ZM152 137V138H153ZM165 136H162V135H158V136H155L154 138H158L160 140L164 139ZM141 139H143L145 141V145L146 143H148L149 141L146 140L147 136L143 135L140 137ZM213 138V136H212ZM211 138V140H212ZM0 140V141H1ZM42 141V142H43ZM215 141V140H214ZM215 142H218V141H215ZM201 143L203 144V142L201 141ZM22 144V143H21ZM38 147V146H37ZM207 147V146H205ZM79 148V149H80ZM209 149V147H207ZM206 148V150H207ZM214 148V147H213ZM217 148V147H216ZM219 148V146H218ZM248 148L250 150H248ZM195 150H196V157H197V169L199 171H203L205 174H207L208 177H211L212 178V181L216 182V180L218 179V174L220 172V169L217 170L215 169V165H213V163L215 162H210L207 154L205 153V148H204V145H199V146H196L195 147ZM37 151V150H36ZM174 151V150H172ZM177 151V149H176ZM210 151V150H207V152ZM218 151V150H217ZM215 152H212V153H215ZM248 152V156H246L245 153ZM165 153V152H164ZM174 153V152H173ZM211 153V151H210ZM209 153V154H210ZM231 153V154H230ZM44 154V153H43ZM176 153H174L175 155ZM245 154V155H244ZM46 157H50V154L48 152H46L44 154ZM212 155V154H211ZM231 155V156H230ZM244 155V156H243ZM169 156V155H168ZM172 156V155H171ZM175 156H178L175 155ZM215 157V158H214ZM162 157V162L164 163H167L166 161V158ZM170 160V159H169ZM219 160V162H218ZM142 161L139 162L137 164V168L138 169H144V171L146 169H148V164L146 165V163L143 165H141ZM178 165V164H177ZM163 166V165H162ZM172 166V165H171ZM179 166V165H178ZM220 166V165H219ZM174 167V166H173ZM176 167V166H175ZM180 167V166H179ZM244 167V168H245ZM153 168V167H151ZM160 168V167H159ZM219 168V167H218ZM178 169V167H177ZM242 169V168H240ZM246 169V168H245ZM222 170V169H221ZM162 170H160L161 172ZM150 172V171H149ZM159 172V173H160ZM163 174L165 172V174H167V177L168 176V173L167 170L166 171H162ZM169 172V171H168ZM177 172H179L177 170ZM176 172V173H177ZM25 173V168H24V172L22 173L21 176H23ZM118 172L117 171H114L111 178H110V183L111 184H115L119 178H118ZM156 174H158V172H154ZM175 173V172H174ZM175 173V174H176ZM242 173V174H244ZM146 174V173H145ZM152 174V173H151ZM148 174L147 175V182L145 181V185L147 187H151L152 185H154V187L157 188V191H160L161 193V196L160 198L162 200H166L168 199V197L171 195V192L169 191V187H175L178 185V183H172L170 184L171 182V179L168 178L166 179L167 177L165 176V179L163 180L164 178V175L161 177L160 174L156 175L155 176L152 174ZM181 174V173H180ZM178 174V177L182 176ZM248 174V173H247ZM160 175V176H159ZM245 175V174H244ZM146 176V175H145ZM156 176L162 178L163 181H161V179H157ZM221 177V174L219 175ZM145 178V177H144ZM185 178V177H184ZM225 178V177H224ZM158 181H157V180ZM176 179V178H175ZM182 179V178H181ZM176 181V180H175ZM210 183V182H209ZM212 183V182H211ZM143 184V183H142ZM158 184V185H157ZM100 184H98L99 186ZM141 185V184H140ZM144 185V186H145ZM171 185V186H169ZM95 186V185H93ZM114 185H112L111 187H113ZM231 186V185H230ZM229 185L227 186L226 190H225V197L226 199H231L232 197L235 196V193L236 191H234L235 189H233L232 187H230ZM145 187V188H147ZM91 188L88 187V188H84L83 191H82V194L80 195L81 198L80 199H74L73 202H85V203H89L90 201V197L91 196H94L92 195L93 193H91L90 191H86L87 189ZM143 188V187H142ZM69 188H67L65 191L61 192V193H58V198L61 200V204L60 205H57V203L54 205V207L51 209V210H48L46 212V214L43 216L42 218V222L43 224L45 223L44 220L47 219V224H52V226H57L60 222H62V220L64 219L65 217V208L66 206L68 205L67 203V200H68V196L73 192L72 190L70 191V189L68 190ZM150 189V188H149ZM155 189V188H154ZM156 190V189H155ZM54 191V189H53ZM148 191V190H147ZM145 191V192H147ZM86 192V193H85ZM150 192V190L148 191ZM185 192V191H184ZM76 194V193H75ZM234 195V196H233ZM76 196V195H74ZM75 198V197H74ZM233 199V198H232ZM73 200V199H72ZM76 200V201H75ZM257 200V201H258ZM259 201V202H260ZM215 206V209L218 211V213H220L222 216H229L231 215V212L229 210V208L226 207V204L224 201H217L215 202L214 204ZM213 210V209H212ZM214 211V210H213ZM251 212V215L257 220V221H260L261 218L263 217V213H261L260 211L257 210V208H254L253 211H250ZM169 216V215H168ZM171 218L169 217V220L167 219V221L165 223H163L164 226H169L170 223H172V221L174 220V216L172 214H170ZM201 216V215H200ZM238 216V215H237ZM219 217V216H218ZM234 217V216H233ZM239 219H241L239 216H238ZM220 219V217H219ZM243 222L244 220L241 219ZM188 222V221H187ZM220 223L223 225V226H226L227 225H224L222 220L220 219ZM233 223V222H232ZM245 223V222H244ZM192 224V223H191ZM193 225V224H192ZM243 226V225H242ZM230 228V227H228ZM182 230V228H180ZM230 229H233V228H230ZM47 231V230H46ZM185 233H187L190 237H192L195 242L198 241L200 243V246H203L204 245V242H205V239H204V235H202L201 233H197V234H194L192 229L188 228V226H185V230H183ZM43 232L45 233V229L43 230ZM43 232L41 234H43ZM50 234V233H49ZM41 236V235H39ZM38 236V237H39ZM165 236V233L164 235ZM36 237V239L38 238ZM35 238V237H34ZM2 241V240H1ZM31 240L28 239V242H31ZM27 242V241H26ZM35 242V241H34ZM34 242H32L33 244H35ZM32 243L30 244L31 246ZM172 243V242H171ZM25 244V243H24ZM23 245V244H22ZM28 246V244L26 245ZM30 246V247H31ZM206 246V245H204ZM21 245H19V242L17 243H13V246L11 249H7L6 247H4L2 245V243L0 244V257H1V260H0V264H16L14 262L18 261V260H21L20 258H22V254L23 256L25 255L23 252H25L26 247H24V251L22 250L21 251ZM32 248V247H31ZM207 248V247H206ZM35 249V248H34ZM210 252V254H213L214 253V250L212 249L211 246H209L207 248ZM30 250V249H29ZM158 250L165 256L169 257L170 259L172 260H177V261H183L184 263L186 264H191V261L192 260H196V256L199 257L198 254H196V247L195 246H192L190 247V251L191 252H195V256L193 254L190 253L189 256H185L184 258H181V256L179 255V253L173 249V247L165 240V239H161L160 238V242L158 244ZM27 251V250H26ZM22 252V254H21ZM30 252V251H29ZM157 253V252H156ZM27 255V254H26ZM25 255V257H26ZM107 256V255H106ZM25 257H23L24 259H26ZM104 257V256H103ZM146 257V256H145ZM148 257V256H147ZM106 258V257H105ZM148 259V258H147ZM149 260V259H148ZM23 261V260H22ZM144 261V260H143ZM146 261V260H145ZM144 261V262H145ZM81 263L79 264H86L85 260L84 259H81L80 261ZM148 261H146L147 263ZM149 263V262H148ZM147 263V264H148ZM150 264V263H149Z\"/></svg>",
  "mask_w": 264,
  "mask_h": 264
},
{
  "label": "built area",
  "instance_id": "built-area-1",
  "mask_svg": "<svg viewBox=\"0 0 264 264\" xmlns=\"http://www.w3.org/2000/svg\"><path fill=\"white\" fill-rule=\"evenodd\" d=\"M74 50L77 55L82 54L79 47L75 46ZM214 106L220 111L222 99L217 98ZM38 115L45 123L58 125L61 135L73 132L70 124L61 121L58 105L52 99L42 103ZM3 134L4 130L0 127V140ZM178 145V139L165 138L145 148L131 147L120 159L109 161L86 157L79 148L66 146L60 139L45 143L40 152L27 146L24 148L26 157L21 161L24 175L21 176L16 168L0 175V240L13 244L43 232L45 225L42 218L56 204L51 191L42 192L46 182L67 187L79 194L84 188L108 184L114 171L118 172L120 179L133 176L135 167L143 160L160 165L162 154ZM46 152L50 157L44 155ZM181 153L183 158H190L186 152ZM1 166H9L5 164L2 148ZM238 202L242 209H238L237 214L250 227L245 233L223 226L210 207H201L200 220L215 243V261L218 264H264V223L251 215L254 207L245 193L239 194ZM169 236L185 248L195 244V240L179 227L172 228ZM154 264L174 263L169 258L156 257Z\"/></svg>",
  "mask_w": 264,
  "mask_h": 264
},
{
  "label": "crops",
  "instance_id": "crops-1",
  "mask_svg": "<svg viewBox=\"0 0 264 264\" xmlns=\"http://www.w3.org/2000/svg\"><path fill=\"white\" fill-rule=\"evenodd\" d=\"M1 169V168H0ZM5 170H4V172H5V174L8 172V171H10V170H14L15 168H12V167H9V166H7L6 168H4ZM23 170H24V168L22 169V167L21 168H19V167H17V171L19 172V174H22L23 173ZM0 175H4L2 172H1V170H0ZM51 184L50 183H45V185L42 187V189L43 188H45V187H48V186H50ZM47 193V192H46Z\"/></svg>",
  "mask_w": 264,
  "mask_h": 264
}]
</instances>
